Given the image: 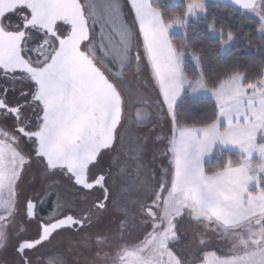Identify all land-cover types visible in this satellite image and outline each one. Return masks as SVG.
<instances>
[{"label": "snow or ice", "instance_id": "snow-or-ice-1", "mask_svg": "<svg viewBox=\"0 0 264 264\" xmlns=\"http://www.w3.org/2000/svg\"><path fill=\"white\" fill-rule=\"evenodd\" d=\"M0 264H264V0H0Z\"/></svg>", "mask_w": 264, "mask_h": 264}, {"label": "trees", "instance_id": "trees-1", "mask_svg": "<svg viewBox=\"0 0 264 264\" xmlns=\"http://www.w3.org/2000/svg\"><path fill=\"white\" fill-rule=\"evenodd\" d=\"M173 2H175V0H173ZM231 51L236 52V49H232ZM254 51H255L254 49L243 48V45H241L239 59L241 61H246ZM208 55L211 59H213L214 61H218L220 64L230 62L236 58L232 55L225 54V51H219L215 45H213L212 48L209 50Z\"/></svg>", "mask_w": 264, "mask_h": 264}, {"label": "rangeland", "instance_id": "rangeland-1", "mask_svg": "<svg viewBox=\"0 0 264 264\" xmlns=\"http://www.w3.org/2000/svg\"><path fill=\"white\" fill-rule=\"evenodd\" d=\"M47 251H53V249L52 248H49V249H47Z\"/></svg>", "mask_w": 264, "mask_h": 264}]
</instances>
